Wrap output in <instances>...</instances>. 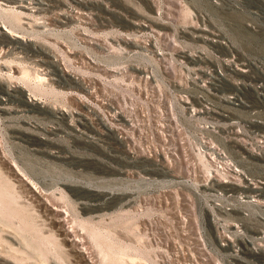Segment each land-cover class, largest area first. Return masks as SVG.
I'll list each match as a JSON object with an SVG mask.
<instances>
[{
    "label": "rangeland",
    "instance_id": "1",
    "mask_svg": "<svg viewBox=\"0 0 264 264\" xmlns=\"http://www.w3.org/2000/svg\"><path fill=\"white\" fill-rule=\"evenodd\" d=\"M23 1L30 9L0 0L1 30L31 42L0 35V264H264V153H232L261 187L249 192L259 201L232 210L203 197L214 191L200 180L167 190L127 181L96 100L126 96L123 0ZM239 42L264 58V0H242ZM170 149L178 157V143Z\"/></svg>",
    "mask_w": 264,
    "mask_h": 264
},
{
    "label": "built area",
    "instance_id": "2",
    "mask_svg": "<svg viewBox=\"0 0 264 264\" xmlns=\"http://www.w3.org/2000/svg\"><path fill=\"white\" fill-rule=\"evenodd\" d=\"M123 9L126 96L122 105L96 100L122 142L127 181L167 190L200 180L214 191L203 197L219 207L225 198L228 210L232 201L256 202L254 181L241 176L232 154L264 153V58L242 51V0H123ZM101 84L95 77L87 86L96 95ZM170 142L180 146L178 157Z\"/></svg>",
    "mask_w": 264,
    "mask_h": 264
},
{
    "label": "bare ground",
    "instance_id": "3",
    "mask_svg": "<svg viewBox=\"0 0 264 264\" xmlns=\"http://www.w3.org/2000/svg\"><path fill=\"white\" fill-rule=\"evenodd\" d=\"M8 2H11L13 4H20L19 6H21L22 8L24 9H27L29 7H27L23 2V0H8ZM38 3V2H37ZM30 9V8H29ZM2 29L6 32H8L10 34V39H9V43H13L15 45H18L20 48H27L29 47V45L31 44L30 40L28 39H25V37H22L21 35L19 34H16V33H11L10 30H8L6 27H2ZM3 30H1L0 28V35H2L4 32ZM6 34V33H5ZM33 45V44H32ZM34 47V46H33ZM35 51V50H34ZM50 55V54H49ZM6 92L8 93V95H12L11 92L9 90H6ZM28 105L32 108H41L43 107V104H42V101H40L39 99H36V98H30L29 101H28ZM55 110V109H54ZM62 112V111H61ZM59 110L56 109V111L54 112V114L56 115L57 113H61ZM253 154V153H252ZM264 157V156H263ZM238 172H242L241 170H238ZM261 187H258V186H254L252 187V189H255V192L259 191L258 189H260ZM40 193V192H39ZM259 195L260 194H257V198L254 199V201H259ZM260 236L264 235L263 232H258ZM103 233L99 232V235L97 234L94 235L95 237H98V236H102ZM105 235V234H104ZM97 239V238H96ZM78 240V239H77ZM99 240V239H98Z\"/></svg>",
    "mask_w": 264,
    "mask_h": 264
}]
</instances>
